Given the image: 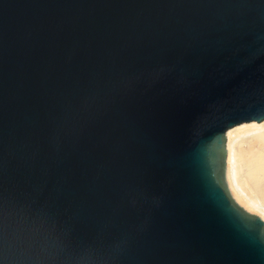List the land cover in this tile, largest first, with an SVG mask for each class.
<instances>
[{
    "label": "water",
    "instance_id": "water-1",
    "mask_svg": "<svg viewBox=\"0 0 264 264\" xmlns=\"http://www.w3.org/2000/svg\"><path fill=\"white\" fill-rule=\"evenodd\" d=\"M263 117L264 0H0V264H264Z\"/></svg>",
    "mask_w": 264,
    "mask_h": 264
},
{
    "label": "bare ground",
    "instance_id": "bare-ground-1",
    "mask_svg": "<svg viewBox=\"0 0 264 264\" xmlns=\"http://www.w3.org/2000/svg\"><path fill=\"white\" fill-rule=\"evenodd\" d=\"M224 176L234 200L264 220V117L227 127Z\"/></svg>",
    "mask_w": 264,
    "mask_h": 264
},
{
    "label": "rangeland",
    "instance_id": "rangeland-1",
    "mask_svg": "<svg viewBox=\"0 0 264 264\" xmlns=\"http://www.w3.org/2000/svg\"><path fill=\"white\" fill-rule=\"evenodd\" d=\"M234 198V197H233ZM243 207V206H242ZM257 214V213H256ZM258 215V214H257Z\"/></svg>",
    "mask_w": 264,
    "mask_h": 264
}]
</instances>
